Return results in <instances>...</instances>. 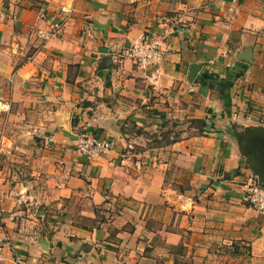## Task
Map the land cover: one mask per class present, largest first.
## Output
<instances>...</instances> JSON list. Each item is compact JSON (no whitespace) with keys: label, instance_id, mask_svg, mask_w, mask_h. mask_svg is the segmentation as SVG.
Masks as SVG:
<instances>
[{"label":"crops","instance_id":"1","mask_svg":"<svg viewBox=\"0 0 264 264\" xmlns=\"http://www.w3.org/2000/svg\"><path fill=\"white\" fill-rule=\"evenodd\" d=\"M3 98L0 264H264V0H0Z\"/></svg>","mask_w":264,"mask_h":264},{"label":"built area","instance_id":"2","mask_svg":"<svg viewBox=\"0 0 264 264\" xmlns=\"http://www.w3.org/2000/svg\"><path fill=\"white\" fill-rule=\"evenodd\" d=\"M63 27V21L51 20L46 27L37 28L35 34L41 41L48 40L57 36ZM124 56L133 61V63L142 69L159 62L161 58L160 41L154 37L141 34L135 42L128 46L124 51ZM11 101L9 99H0V131L1 135L7 128V121L4 114L10 111ZM113 145L109 138L97 137L94 135L83 134L80 136L76 150L88 159L97 158L106 153ZM0 143V153H2ZM246 199L259 212H264V185L260 182L250 183L246 188Z\"/></svg>","mask_w":264,"mask_h":264},{"label":"water","instance_id":"3","mask_svg":"<svg viewBox=\"0 0 264 264\" xmlns=\"http://www.w3.org/2000/svg\"><path fill=\"white\" fill-rule=\"evenodd\" d=\"M193 67H196V65L193 64ZM263 166H264V159L262 160V168H263ZM262 168H261V170H263Z\"/></svg>","mask_w":264,"mask_h":264},{"label":"rangeland","instance_id":"4","mask_svg":"<svg viewBox=\"0 0 264 264\" xmlns=\"http://www.w3.org/2000/svg\"><path fill=\"white\" fill-rule=\"evenodd\" d=\"M112 141V140H111Z\"/></svg>","mask_w":264,"mask_h":264}]
</instances>
